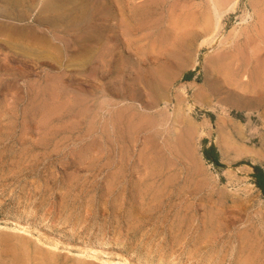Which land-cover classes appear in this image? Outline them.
Segmentation results:
<instances>
[{"label": "rangeland", "instance_id": "374dc122", "mask_svg": "<svg viewBox=\"0 0 264 264\" xmlns=\"http://www.w3.org/2000/svg\"><path fill=\"white\" fill-rule=\"evenodd\" d=\"M231 4L0 0V264H264V0Z\"/></svg>", "mask_w": 264, "mask_h": 264}, {"label": "bare ground", "instance_id": "6f19581e", "mask_svg": "<svg viewBox=\"0 0 264 264\" xmlns=\"http://www.w3.org/2000/svg\"><path fill=\"white\" fill-rule=\"evenodd\" d=\"M237 1L238 0H232V4H231L232 9L237 5ZM229 4L230 3H228V5ZM215 6H216V14H217V21H216L217 23L215 24L214 28L212 29L213 30L211 32L212 34H210V35H212L211 37H214L218 33V27H219L218 22H219V18L222 16V11L218 7V5H216V3H215ZM57 36L58 35H56V37ZM259 40L261 43L259 51H263L264 50V45H263L264 44V30L262 31V33L260 32ZM253 51L254 50H252L251 54H253ZM188 103H191L189 105L190 107H193L196 104L201 105V106H207L206 102H204L200 99H195L194 101H189ZM225 114L227 116L230 115L228 110H225ZM217 125H218V129H216L218 131L217 139L219 141V147L221 150V158L224 161L230 162L235 157V156L231 157L228 155L229 151L233 147L234 142L227 139V138L225 139L224 138L225 132L223 131V128L219 124H217ZM193 128H195V127L193 126ZM236 131L238 134H242L243 128L241 126H236ZM240 152L241 153L243 152L246 156L251 158L253 161H259L260 160V155L254 149H248V148L242 149ZM240 152H237V153L239 154ZM5 219H7L6 221L8 223H15L16 225H20L27 232H31V231L39 232V230H41V227H42V225L37 223V222L26 221V219L22 215H9V216H6ZM74 243H75L76 248L80 249L79 254L81 256L88 254L90 256H93L92 258H99L105 254L113 253L114 259H117L120 262H131L130 254H128L125 251L116 249L110 243L90 242V241H83V240H76V241H74ZM134 261H135V264H158V263H156V261L149 260V259L142 258V257H137L134 259Z\"/></svg>", "mask_w": 264, "mask_h": 264}, {"label": "trees", "instance_id": "16d2710c", "mask_svg": "<svg viewBox=\"0 0 264 264\" xmlns=\"http://www.w3.org/2000/svg\"><path fill=\"white\" fill-rule=\"evenodd\" d=\"M194 73V71H191L190 73H188V78H190V76H192ZM204 154L205 157L208 161H210L211 163L217 165V166H221L222 163L220 161V157H219V152L217 150V147L215 144H211L210 146L206 147L204 149ZM255 172L253 174L254 178H255V184L257 185V187H259L263 194H264V169L260 166V165H253Z\"/></svg>", "mask_w": 264, "mask_h": 264}]
</instances>
